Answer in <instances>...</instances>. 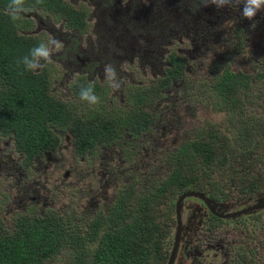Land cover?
<instances>
[{
  "label": "rangeland",
  "instance_id": "rangeland-1",
  "mask_svg": "<svg viewBox=\"0 0 264 264\" xmlns=\"http://www.w3.org/2000/svg\"><path fill=\"white\" fill-rule=\"evenodd\" d=\"M64 1L87 11L84 32L65 28L64 21L40 9L16 19L20 33L51 49L52 62L40 61L42 67L33 72L46 71L52 98L70 102L69 85L83 77L104 90L108 109H116L130 91L154 84L174 60L183 69L184 81L171 79L146 104L148 130L135 139L125 136L98 145L84 156L76 157L69 134L57 131L56 148L23 167L13 138L0 133V223L10 229L19 215L51 212L69 221L74 234L80 231L82 243L88 225L129 190L159 205L152 214L159 226L155 261L167 264L176 226L174 204L182 193L194 191L170 190L165 200L157 192L174 165V148L211 132L233 135L241 128L233 118L240 105H245L249 126L264 131V11L250 21L241 16L243 5L217 9L205 7L204 0ZM52 38L63 47L51 45ZM107 64L116 68L118 91L106 78ZM226 71L248 80L244 102L224 101L225 85H218L216 78ZM231 143L217 147L228 154L219 157L218 170L205 171L209 187L194 191L222 213L264 202V142L250 146L244 155ZM179 217L181 236L172 264H221L224 259L235 264L243 253V264H264V208L214 222L198 199L188 197L180 203ZM240 249L245 251L238 256ZM75 253L68 245L48 264H69Z\"/></svg>",
  "mask_w": 264,
  "mask_h": 264
},
{
  "label": "trees",
  "instance_id": "trees-1",
  "mask_svg": "<svg viewBox=\"0 0 264 264\" xmlns=\"http://www.w3.org/2000/svg\"><path fill=\"white\" fill-rule=\"evenodd\" d=\"M9 3L10 0H0V133L13 138L14 148L23 158V167L56 148L57 131L69 134L76 157L92 152L98 145L121 141L125 136L137 138L148 130L151 123L146 104L167 88L171 79L184 81L183 69L179 70L180 66L177 67L174 60L163 77L147 89L127 93L124 102L128 104L127 109L120 108L123 104L108 109L98 87L85 83L83 79L70 86L74 102L54 99L48 94L49 79L44 70L34 73L26 71L22 64L17 65V61L28 55L40 41L20 33L19 24L9 15ZM24 8L21 14L40 9L58 20L63 19L67 28L83 31L86 12L64 0H42L40 4L36 0H25ZM216 80L218 85H225L224 101H245V94L250 90L244 75L226 71L221 72ZM89 86L100 98L97 105H90L79 97L81 87ZM240 106L233 118L237 123L239 121L241 128L233 130V135L211 132L174 148L176 151L170 156L174 164L172 170L157 190L162 199H166L170 190L202 191L204 186L209 187V176L205 171L209 167L218 170L219 157L225 158L228 154L224 148L223 151L217 150L222 144L232 141L234 150L244 155L248 154L250 146L258 141L264 142L263 129L253 123L249 126L245 105ZM157 208L159 205L152 199L138 198L127 190L104 215L88 225L82 243L78 240L80 231L76 230L74 234L69 221L61 215L51 212L19 215L10 229L0 223V264H48L49 258L68 245L76 249L69 264H157L159 226L152 217Z\"/></svg>",
  "mask_w": 264,
  "mask_h": 264
},
{
  "label": "clouds",
  "instance_id": "clouds-1",
  "mask_svg": "<svg viewBox=\"0 0 264 264\" xmlns=\"http://www.w3.org/2000/svg\"><path fill=\"white\" fill-rule=\"evenodd\" d=\"M24 2L25 0H10L8 10L10 17L13 20L19 19L21 13L25 11ZM36 3L40 4L42 3V0H36ZM209 4L214 5L217 9L229 5L237 7L243 5L241 16L250 21L254 20L257 13L264 11V0H204L205 7ZM251 26L254 28L255 23ZM50 43L56 49H61L63 47V43L55 38H52ZM51 55V49L44 43H41L32 48L28 55L17 61V65L20 66L22 64L26 71H35L42 67L40 61L52 62ZM105 74L110 87L114 91H118L121 84L115 66L113 64L105 65ZM79 97L81 101H85L90 105H97L100 103V98L95 94L94 89L91 86L81 87Z\"/></svg>",
  "mask_w": 264,
  "mask_h": 264
},
{
  "label": "water",
  "instance_id": "water-1",
  "mask_svg": "<svg viewBox=\"0 0 264 264\" xmlns=\"http://www.w3.org/2000/svg\"><path fill=\"white\" fill-rule=\"evenodd\" d=\"M188 197L198 198L205 205V207L208 208V210L210 212L213 211L211 206L209 205L210 204L209 200L207 198H205V196L203 194H201V193L194 192V191H187V192L182 193L177 198V200H176V202L174 204V213H175V220H176L175 235H174V240H173L172 248H171V251H170V254H169V257H168L167 264H172L173 259H174V255H175V252H176V249H177V245H178L179 231H180V227H181V221H180V217H179V206H180L181 201L183 199H185V198H188ZM262 208H264V202H262L260 204H257V205H254L252 207H249V208H247L245 210H241V211H238L236 213L228 214V215H225V216H227V217L237 216V215H240V214H244V213H246L248 211L259 210V209H262Z\"/></svg>",
  "mask_w": 264,
  "mask_h": 264
},
{
  "label": "flooded vegetation",
  "instance_id": "flooded-vegetation-1",
  "mask_svg": "<svg viewBox=\"0 0 264 264\" xmlns=\"http://www.w3.org/2000/svg\"><path fill=\"white\" fill-rule=\"evenodd\" d=\"M75 8H77V7H75ZM78 8H80V7H78ZM82 8V7H81ZM83 9V8H82ZM85 12H86V14H85V18H84V27L82 28L83 29V31L82 32H84V29H85V27H86V16H87V11L85 10V9H83ZM62 21H64L63 19H61ZM64 26H65V21H64ZM65 28H67L66 26H65ZM67 29H71V28H67ZM71 30H74V29H71ZM76 31V30H75ZM78 32V31H77ZM82 32H80V33H82ZM167 69L169 68H171V67H166ZM46 72V71H45ZM165 72H166V69L164 70V74H165ZM234 73H236V72H234ZM163 74V75H164ZM163 75L161 76V78L163 77ZM160 78V77H159ZM159 78H157V79H155V81H157ZM78 79H83V81L85 82V80H84V78L83 77H77L71 84H73V83H75L76 82V80H78ZM178 83H181V80H179V81H177ZM86 83V82H85ZM175 83V82H174ZM71 84L69 85V89H70V94H71V97H72V100L70 101V103L71 102H74V97H73V94H72V92H71ZM87 84H94L95 86H97L98 87V89L100 90V95L104 98V97H106V93L104 92V90L102 89L101 90V88H99V86L96 84V83H87ZM105 99V98H104ZM124 102H125V97L123 98V100L122 101H120V104H124ZM144 133V132H143ZM23 159V158H22ZM21 164H22V162H21ZM205 198H207L206 196H205ZM196 199H198V198H196ZM208 199V198H207ZM199 200V199H198ZM209 200V199H208ZM200 201V200H199ZM201 202V201H200ZM209 202H210V206H211V208H212V212H210L209 210H208V208H206L205 207V205L202 203V205L206 208V211H207V214H208V220L210 221V220H212V221H214V222H216L217 220L218 221H221V220H228V219H232L233 218V216L232 217H227V216H225V215H228V214H233V213H222L219 209H218V205H215V203H212L210 200H209ZM241 210H245V208L244 209H241ZM241 210H239V211H241ZM260 210V209H259ZM254 211H257V210H254ZM237 212V211H236ZM249 212H252V211H249ZM247 213V212H246ZM246 213H244V214H246ZM237 216H240V215H237ZM236 217V216H235ZM175 224H176V220H175ZM226 224V223H225ZM176 227V226H175ZM174 235H175V232H174ZM180 236H181V227H180V231H179V238H178V244H179V240H180ZM173 240H174V237H173ZM173 244V243H172ZM177 248H178V245H177ZM176 251H177V249H176ZM238 251V256H240L244 251L242 250V249H240V250H237ZM176 253V252H175ZM243 255L244 256H242L241 257V261H238V263L235 261V264H243V259H244V257L246 256L245 255V253H243ZM175 256V255H174ZM174 260V259H173ZM221 264H229V262H228V259H224V261L221 263Z\"/></svg>",
  "mask_w": 264,
  "mask_h": 264
}]
</instances>
